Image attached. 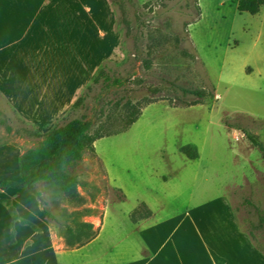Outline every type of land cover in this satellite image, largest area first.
I'll return each mask as SVG.
<instances>
[{
  "label": "rangeland",
  "instance_id": "rangeland-1",
  "mask_svg": "<svg viewBox=\"0 0 264 264\" xmlns=\"http://www.w3.org/2000/svg\"><path fill=\"white\" fill-rule=\"evenodd\" d=\"M59 1L70 25L77 20L72 13H82L85 28L100 26L107 36L97 44L102 66L109 63L123 82L108 91L93 87L66 121L84 117L95 129L116 134L130 118L127 103L136 108L154 103L143 109L128 132L99 140L98 157L84 154L68 169L78 180L81 203L69 202L50 184L37 186L46 211L55 218L50 224L59 241L75 250L89 237L84 226L98 231L104 224V239L111 245L103 242L106 247L98 249L108 252L110 247L117 263L125 262V226L130 222L124 219L144 203L157 219L170 220L164 253L173 254L172 264H264V231L253 227L258 211L264 214V155L246 137L264 147V6L257 15H241L238 0H124L130 29L125 42L127 28L117 29L118 17L108 0ZM49 25L50 18L43 15L33 30ZM37 43L28 41L19 48L30 58ZM144 60L151 62L148 71ZM179 89L204 91L211 97L189 107L193 97L183 96ZM34 134L35 129L0 97V164L7 155L34 150L41 142ZM184 147L192 148L198 158L189 160L181 152ZM12 165L7 162V169ZM16 165L15 158V169ZM15 173L0 176V182H18ZM6 193L1 198L10 200L17 213L19 204L29 202L25 195L42 210L25 191ZM0 207L9 229L20 231L15 249L37 255L25 264H69L67 257L56 261L52 253L42 254L43 239L34 249L24 247L39 233L29 227L12 228L8 209ZM30 219L42 227L38 219ZM2 258L0 264L12 261ZM70 258V264L82 263L79 256ZM100 258L101 264L109 263L106 253Z\"/></svg>",
  "mask_w": 264,
  "mask_h": 264
},
{
  "label": "crops",
  "instance_id": "crops-1",
  "mask_svg": "<svg viewBox=\"0 0 264 264\" xmlns=\"http://www.w3.org/2000/svg\"><path fill=\"white\" fill-rule=\"evenodd\" d=\"M72 14L77 15V20L70 25L67 22L68 12L63 11L59 0H0V97L24 124L35 129V134L44 135L67 119L72 107L84 95L90 81L92 82L102 66L100 46L97 44L99 45L102 37L106 39L107 36L99 25L96 28H85L82 13ZM43 15L50 18V25L42 29L44 32L34 31V23L40 22ZM28 41H38V49L36 48L35 54L30 58L19 48ZM22 156L21 150L14 157L7 155L4 165L0 164V176L8 177L7 172L16 170L19 183ZM10 161L13 165L8 170L7 162ZM6 192L0 193V199ZM10 192L22 191L9 190ZM23 198L29 202L26 205L19 204L17 214L33 224L35 222L30 217H34L42 225L39 228L41 233L32 236V240L27 241L24 247L34 245V249L38 241L43 239L41 253H52L57 258L56 261H62L58 258L67 257L70 264L74 261L70 255H76V258L79 256L82 259L81 264H101L100 257L106 253L108 264H118L110 247L108 252L107 249H98L106 247L103 242L111 245L109 239H104V224L98 227L99 234L96 239L69 251L59 241L50 220L42 215L43 210L38 209L30 196L25 195ZM151 212V218L137 224L131 223V213L128 219H124L130 222V226H125L129 229L125 241V255L129 259L119 264H172L173 254L164 253L165 225L170 220L157 219L156 214ZM6 216L0 207V243L3 248L0 256L2 259L6 256L12 258L7 263L2 260V264H25L37 255H32V250L22 254V251L15 249L16 240L14 244L11 242L12 230L7 226ZM17 226L22 227L19 223H15L13 227L11 225L16 229ZM19 233L20 231H16L14 238ZM95 253L98 256H94Z\"/></svg>",
  "mask_w": 264,
  "mask_h": 264
},
{
  "label": "trees",
  "instance_id": "trees-1",
  "mask_svg": "<svg viewBox=\"0 0 264 264\" xmlns=\"http://www.w3.org/2000/svg\"><path fill=\"white\" fill-rule=\"evenodd\" d=\"M108 2L118 17L116 19L117 29L122 31V26L127 28L125 33L126 38L124 40L126 42V39L130 36V29L124 16V0H108ZM263 6L264 0H238L237 11L241 15H257ZM196 12H198V8L196 9ZM141 24L142 23H138V27H140ZM187 28L188 24L185 25V33H187ZM137 42H141L140 39H138ZM142 66L145 71H148L151 67V62L149 60H144ZM114 72L115 71L109 67V63H105L99 70L98 74L94 77L91 84L87 87V93L85 92L84 95L76 101L72 109H77L84 103L93 87L101 85V88L104 91H108L115 87H121L123 82L119 76L116 77L114 75ZM179 91L185 97H193V102L190 103L189 107L200 105L203 103L204 99L211 97V95H206L204 91H189L185 89H179ZM151 104L154 103L147 101L139 108H136L132 102L127 103L130 118L125 124V127L116 134L106 133L103 127L95 129L94 125L92 123H87L84 117L67 121L65 120L61 125L56 126L44 135L34 134V136L41 139V142L36 148H34V150L27 155L22 156L19 170L21 181L19 183L13 181H1L0 193L8 190L25 191L38 200L44 216L48 220L55 221L53 215L46 211L45 207L47 203L43 199L41 193L37 190V186L50 184L57 191L62 193L69 202L76 204L81 203L82 198L77 191L78 180L76 177L70 175L68 169L78 163L84 154L94 153L96 156L95 143L97 141L128 132V130L138 122L143 109ZM227 126L235 128L230 124H227ZM246 137L252 142L254 147L258 148V150L264 155V147L257 143L253 137H250L247 134ZM181 152L185 154L189 160H196L198 158L197 153L190 147L182 148ZM124 199L125 197L123 195L122 201H124ZM0 204L8 209L11 216L12 226H14L15 223H19L23 227H29L35 232L41 233L40 229L37 228L35 224L20 218L10 200L0 199ZM151 217L152 212L144 203L140 204L129 215L132 224H137L138 222ZM253 227L255 230L264 231V214L260 211H258V224ZM84 228L87 230L89 237L86 242L79 244L77 248L83 247L92 242L99 234V230L95 231L92 225L84 226ZM67 234L70 238L74 236L72 230H68ZM249 234L252 239V234ZM14 240V232L12 231L11 242L14 243Z\"/></svg>",
  "mask_w": 264,
  "mask_h": 264
},
{
  "label": "bare ground",
  "instance_id": "bare-ground-1",
  "mask_svg": "<svg viewBox=\"0 0 264 264\" xmlns=\"http://www.w3.org/2000/svg\"><path fill=\"white\" fill-rule=\"evenodd\" d=\"M85 1V0H84ZM87 1V0H86Z\"/></svg>",
  "mask_w": 264,
  "mask_h": 264
}]
</instances>
